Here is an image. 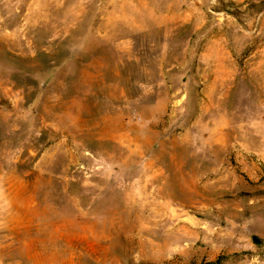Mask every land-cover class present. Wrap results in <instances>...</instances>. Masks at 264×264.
I'll return each mask as SVG.
<instances>
[{
	"label": "rangeland",
	"instance_id": "rangeland-1",
	"mask_svg": "<svg viewBox=\"0 0 264 264\" xmlns=\"http://www.w3.org/2000/svg\"><path fill=\"white\" fill-rule=\"evenodd\" d=\"M0 264H264V0H0Z\"/></svg>",
	"mask_w": 264,
	"mask_h": 264
}]
</instances>
